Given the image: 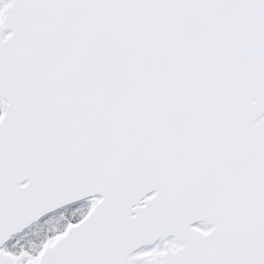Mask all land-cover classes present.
<instances>
[{
    "label": "snow or ice",
    "instance_id": "obj_1",
    "mask_svg": "<svg viewBox=\"0 0 264 264\" xmlns=\"http://www.w3.org/2000/svg\"><path fill=\"white\" fill-rule=\"evenodd\" d=\"M0 264H264V0H0Z\"/></svg>",
    "mask_w": 264,
    "mask_h": 264
}]
</instances>
